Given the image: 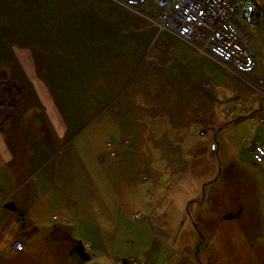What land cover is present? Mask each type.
<instances>
[{"label":"rangeland","instance_id":"374dc122","mask_svg":"<svg viewBox=\"0 0 264 264\" xmlns=\"http://www.w3.org/2000/svg\"><path fill=\"white\" fill-rule=\"evenodd\" d=\"M138 11L155 13L150 4ZM251 34L264 90V26ZM175 52L195 62L182 66ZM205 58L109 0H0V83L26 84L24 65L30 80L38 70L78 140L40 156L34 142L23 148L36 193L30 181L20 192L12 166L0 164V264H264V166L249 153L264 139V95ZM206 71L213 100L203 95ZM154 98L148 116L143 104ZM56 173L74 188L73 216L52 187ZM62 229L90 259L71 255L56 238ZM17 240L30 251L16 252Z\"/></svg>","mask_w":264,"mask_h":264},{"label":"crops","instance_id":"0c3cea01","mask_svg":"<svg viewBox=\"0 0 264 264\" xmlns=\"http://www.w3.org/2000/svg\"><path fill=\"white\" fill-rule=\"evenodd\" d=\"M259 17H260V19L258 21V25L256 26L258 28L264 26V21H263L264 17L262 15ZM157 34H158V32H157ZM163 34H166V33H163ZM173 38H175V37H173ZM175 40L181 42L177 38H175ZM250 47H251V45H250ZM175 55L177 57H179L180 59H183L184 61H186V63L182 64V66L186 65V67L187 66L191 67L190 61L195 62L194 59L188 58L186 55H183L182 52H180V53L175 52ZM254 55L256 58L257 54L254 53ZM206 60H209V59H206ZM209 61H211V60H209ZM27 67H28L27 65H24L25 74H26V78H27L26 84L18 81L17 79H14V78H11L12 80L8 79V80L2 81L0 83V152H1L0 164H2V166H5V165L12 166V170H14L11 172V178L13 180L12 182H13L14 186L17 185L20 192H24V193L28 192L26 190V187L29 186L30 182H33L34 185H33L32 189L36 193V191L38 189L37 187L39 186V182H37V178H35L36 177L35 176L34 178L32 177V179H28L29 176L26 174V168H24L25 164H23L20 161V160H22V155L24 152L23 148H25L26 146H29L32 142H34L40 147L39 153L36 156H40L41 154H43L45 152H49L51 147L55 148L56 150L60 149L63 152V150L66 147H69L71 145V143L73 144L74 141L77 142L78 140H73L76 137V134L74 132H71L72 136H74V137H72L70 135V130H69V126H68L69 123H67L65 121L63 115L60 113L59 108H58L51 92L47 89L43 80L38 78V76H37L38 70L34 71L36 73L35 79H33V76L31 75V80H30V78H29L30 75H28V73H27V69H28ZM219 67H221V66H219ZM221 68L225 72H227L223 67H221ZM227 73H229V72H227ZM229 74H231V73H229ZM256 75H257V66H256L255 72L253 74L249 75L248 77H246L245 79L250 80L255 85L260 84L259 88L261 89V93L264 95V90L261 88V86H262L261 82L255 79L257 77ZM202 76H203V74H202ZM232 76L237 78L234 75H232ZM206 77L208 80H209V78H211V80L210 81L205 80L204 85L206 86L207 92H205L206 94H203V95H205L206 97L211 98L213 100V95L210 93V89H211L212 81H214L215 78L209 72H207ZM203 78H204V76H203ZM199 79H202V78L199 77ZM238 79H240V78H238ZM240 80H243V79H240ZM28 84H29V86H28ZM27 86L30 88L31 92L32 93L34 92L33 94H35L37 96L38 102L40 101V104H36V106H35L37 108L32 109V107H31L32 104H30V97L27 95L23 96L24 92H26ZM251 88H253V87H251ZM36 93H38V94H36ZM16 94H19L18 97L15 96ZM237 97H239V95H237ZM156 101H157V99L154 98L153 100L150 101V104L148 103L149 106H148V104H143L145 106L143 108H147L148 109L147 111L149 112L150 108L154 109L153 105L156 104ZM20 105H21V107H20ZM24 105L26 106V108L23 107ZM148 112H147L148 116L149 115L156 116V114H152V113H150V112L148 113ZM262 113H264V108H261L260 111L257 113V114L261 115L260 122L264 123V116H262L263 115ZM136 121H137L136 124L138 126L141 125V123L139 122L140 120L138 118ZM217 147H219V146H217ZM250 150L251 149H249V153H250ZM217 151H218V149H217ZM18 153H20L21 158L17 155ZM113 156L118 157L119 155L117 153L116 154L114 153ZM250 158H251V154H250ZM251 160H252V158H251ZM252 162H253V160H252ZM253 164L255 166H258L254 162H253ZM13 166H15V168H13ZM83 166H84L83 169L86 172V176H87V173L90 176V178L84 177L86 179V181L88 182L90 189L91 190L95 189L96 191H98L97 184L94 182V179L91 178L90 169L84 164H83ZM263 166H264V163L262 165H260L259 167L262 168ZM56 175L58 176V180H56V182L53 183L52 187L56 190V192L58 194H61L60 200L65 202V204H63V206L65 208L63 210V212L65 214H69L71 216L72 214L70 211H72L73 208H79V201L75 197L67 194V193H70L71 191H74L73 190L74 188H72V185H70L71 189L69 191L67 190L70 182L65 183V180L63 178V176L65 174L60 176L59 173H56ZM17 177H23L25 181L22 179H18L16 181ZM67 180H68V177H67ZM14 181H16V182H14ZM56 185H57V187H56ZM22 196L27 197V194H23ZM32 197H33L32 198V200H33L34 196H32ZM8 205H13L16 209L12 210L9 208L8 210L11 212H17L20 215V217H22V219L24 217L25 218L28 217L27 213L26 212H24V214L21 213L20 211H22V209H18L16 207V205L14 203H12V201H9ZM227 205L229 206V204L226 203L225 208H226V210H229L230 207L228 208ZM102 210L106 214V211H107L106 207H104V209H102ZM241 212H240V214L244 213V208L242 209ZM231 215H235V214H231ZM68 232L65 229H62L61 232L57 233L56 238L67 240L66 242H68L72 247L71 255H73L75 253L74 252L75 248H78L81 245V243H77L76 241H74L73 235L68 233ZM82 234H85V233L82 232ZM21 242L25 246L24 252H26V251L29 252L31 248H30L28 242H26V243H24L23 241H21ZM90 245L92 246V248H96V251H100V252L102 251V248L99 244L93 245L90 243ZM88 257L90 258V256H88Z\"/></svg>","mask_w":264,"mask_h":264},{"label":"built area","instance_id":"2783aa9c","mask_svg":"<svg viewBox=\"0 0 264 264\" xmlns=\"http://www.w3.org/2000/svg\"><path fill=\"white\" fill-rule=\"evenodd\" d=\"M117 6L138 14L155 26L158 34H169L187 44L198 54L217 63L227 72L261 92L260 84L245 79L256 70V58L251 50L252 30L258 25L256 0H109ZM154 5L152 18L138 11ZM231 111H228L230 113ZM203 136L204 134L201 133ZM217 145L211 144L216 151ZM253 162L264 163V140L250 145ZM16 252L25 250L17 240Z\"/></svg>","mask_w":264,"mask_h":264},{"label":"water","instance_id":"95a60500","mask_svg":"<svg viewBox=\"0 0 264 264\" xmlns=\"http://www.w3.org/2000/svg\"><path fill=\"white\" fill-rule=\"evenodd\" d=\"M8 208L15 210L16 208L13 205H8ZM240 214V213H239ZM238 215H228L225 217L226 220H232ZM74 252L80 256L82 260H88L90 259L87 254H85V249L83 248L82 244L78 247L75 248Z\"/></svg>","mask_w":264,"mask_h":264},{"label":"trees","instance_id":"16d2710c","mask_svg":"<svg viewBox=\"0 0 264 264\" xmlns=\"http://www.w3.org/2000/svg\"><path fill=\"white\" fill-rule=\"evenodd\" d=\"M258 8H259V7H258ZM261 15L264 17V12L261 11L260 8H259V16H261Z\"/></svg>","mask_w":264,"mask_h":264}]
</instances>
